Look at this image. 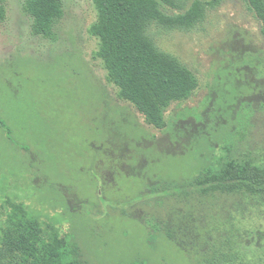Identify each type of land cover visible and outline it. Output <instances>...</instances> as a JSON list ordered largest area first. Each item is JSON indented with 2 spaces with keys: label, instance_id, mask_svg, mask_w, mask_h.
I'll list each match as a JSON object with an SVG mask.
<instances>
[{
  "label": "rangeland",
  "instance_id": "obj_1",
  "mask_svg": "<svg viewBox=\"0 0 264 264\" xmlns=\"http://www.w3.org/2000/svg\"><path fill=\"white\" fill-rule=\"evenodd\" d=\"M63 1L70 13L62 25L72 15L91 19L95 13L92 0ZM17 3L12 0L8 18L0 21V161L35 174L0 173V203L7 195L25 198L62 232L71 231V223L92 264H193L162 231L152 237L150 220L138 217L153 201L138 198L151 175L181 179L197 166L196 157L151 142L123 104L111 98L93 75L106 73L93 58L96 42L85 40L81 47L74 35L38 51L32 32L23 37L18 32ZM243 6L241 0L224 1L196 31L155 30L161 48L202 79L200 92L180 107L202 110L214 101V109L221 110L264 99L258 87L264 79L246 67L255 60L246 50L259 47V27ZM254 121L252 139L263 145L264 115L257 113ZM121 161L126 170L108 175ZM133 198L136 205L129 204Z\"/></svg>",
  "mask_w": 264,
  "mask_h": 264
},
{
  "label": "trees",
  "instance_id": "obj_2",
  "mask_svg": "<svg viewBox=\"0 0 264 264\" xmlns=\"http://www.w3.org/2000/svg\"><path fill=\"white\" fill-rule=\"evenodd\" d=\"M224 1L92 0L91 19L72 15L62 25L70 13L63 0H18L16 22L22 37L32 32L39 40L38 51L67 43L74 35L72 41L81 47L85 40L96 42L93 58L106 73L93 75L111 98L123 104L151 142L196 157L197 166L187 176L151 175L139 195L138 200L153 201L149 209H139L144 213L138 217L150 220L146 226L152 237L162 231L193 264H264V144L251 134L257 113L264 115V99L258 105L241 100L221 110L214 109V101L202 110L180 107L200 92L202 79L162 49L155 34L196 31ZM241 1L256 20L261 40L257 49L246 50L255 57L246 67L264 79V0ZM11 3L0 0L1 22L8 18ZM258 87L264 95V86ZM117 165L108 175L127 168L122 161ZM11 171L35 174L0 161L1 174ZM136 200L129 204L136 205ZM38 211L25 198L11 195L0 203V264H92L71 223V231L62 232Z\"/></svg>",
  "mask_w": 264,
  "mask_h": 264
}]
</instances>
